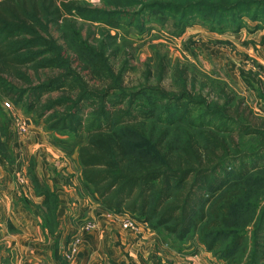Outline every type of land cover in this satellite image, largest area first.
Masks as SVG:
<instances>
[{
  "label": "trees",
  "instance_id": "1",
  "mask_svg": "<svg viewBox=\"0 0 264 264\" xmlns=\"http://www.w3.org/2000/svg\"><path fill=\"white\" fill-rule=\"evenodd\" d=\"M84 2L0 0V97L43 121L48 136L79 140L83 190L105 212L157 232L179 252L197 232L205 252L226 264H264V206L252 231H233V200L223 193L232 178L235 187L264 169V119L255 117L243 100L227 95L222 105L208 103L177 69L178 90L156 88L158 104L142 107L144 91L124 84L130 61L115 69L117 59L104 46L65 56L54 37L67 16L88 12ZM227 5L220 11L225 15L239 12L243 3ZM156 67L161 82L165 65ZM29 72L35 77L43 73V79L37 77L33 86ZM22 81L29 88L16 89L14 82ZM258 86L264 102V88ZM1 116L0 157L12 164L9 121ZM125 133L150 146L143 158L132 155ZM249 137L255 139L253 146L244 148ZM54 144L72 147L58 139ZM238 249L240 259L235 258Z\"/></svg>",
  "mask_w": 264,
  "mask_h": 264
},
{
  "label": "rangeland",
  "instance_id": "2",
  "mask_svg": "<svg viewBox=\"0 0 264 264\" xmlns=\"http://www.w3.org/2000/svg\"><path fill=\"white\" fill-rule=\"evenodd\" d=\"M227 1L243 3L241 10L226 15L220 12L227 8ZM224 2L225 4L223 0H85V6L82 7L88 12L82 16L78 13L76 16L74 13L67 16L66 22H62L58 29L61 30L53 35L58 39L65 56L76 55L80 48L104 46L117 59L115 69L124 60L130 61L124 84L135 92L144 91L140 96L142 107L158 104V98L154 94L156 88L178 90V75L173 76V71L177 69L185 73L184 79L208 103L222 105L224 96L227 95L243 100L255 117L264 119V102L258 90L259 82L264 88V3L261 4L258 0ZM252 2L255 4L246 7V3ZM162 62L166 73L160 82L156 66ZM28 74L33 86L38 83L37 77L43 79V73H38L36 77L32 72ZM190 85L188 89L192 92ZM14 86L18 90L29 88L23 81L14 82ZM0 114L1 118L9 121L12 148L17 149L20 155L21 150L31 146L32 134H43L46 143L63 153L59 162L66 165L70 174L74 170L78 171L76 148L79 140L62 137L57 133L48 136L43 121H37L34 115L26 114L25 110L16 108L1 97ZM21 123L26 124V133L19 135L18 126ZM136 137L125 133L128 148L139 159L149 152L150 146ZM176 138L180 140L181 136L176 135ZM56 139L69 143L72 147L69 149L63 145H55ZM254 141L253 137L245 138L244 148L247 145L253 146ZM233 180L232 178L230 186L223 188V193L227 194L229 200H233L230 229L250 232L255 226L257 213L264 206V169L256 170L238 186H233ZM122 218L118 217L120 227ZM137 224V229L142 226ZM250 238L251 234H248V241ZM184 246L187 247L185 250L189 247L193 249L190 261L207 259L197 232L191 234ZM246 254L248 256L249 251ZM208 255L211 257L206 260L209 264H226L211 254ZM235 258H241L239 249Z\"/></svg>",
  "mask_w": 264,
  "mask_h": 264
},
{
  "label": "crops",
  "instance_id": "3",
  "mask_svg": "<svg viewBox=\"0 0 264 264\" xmlns=\"http://www.w3.org/2000/svg\"><path fill=\"white\" fill-rule=\"evenodd\" d=\"M44 137L32 134L31 146L21 155L13 147L12 164L0 157V264H173L190 259L192 248L183 246L179 252L155 231L121 229L118 217L83 192L80 167L70 174L59 162L63 153ZM86 221H94L95 230L81 232L79 225ZM76 232L81 244L66 260L67 243ZM206 260L195 264H209Z\"/></svg>",
  "mask_w": 264,
  "mask_h": 264
},
{
  "label": "built area",
  "instance_id": "4",
  "mask_svg": "<svg viewBox=\"0 0 264 264\" xmlns=\"http://www.w3.org/2000/svg\"><path fill=\"white\" fill-rule=\"evenodd\" d=\"M18 126V125H17ZM18 133L24 134L26 133V124L21 123L20 126H18ZM138 227V224L130 219L129 217H123L121 221V228L126 231H136ZM96 225L94 221H86L82 224V227H80V231L82 232H91L95 230ZM81 244V238L79 232H76L70 237V240L67 243L66 251L64 253V257L66 260H71L77 253L78 247ZM191 260V259H190ZM181 261L178 263L173 264H195L193 261ZM196 260V259H195Z\"/></svg>",
  "mask_w": 264,
  "mask_h": 264
}]
</instances>
